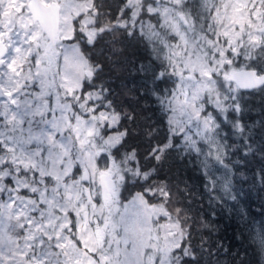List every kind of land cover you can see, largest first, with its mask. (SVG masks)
I'll list each match as a JSON object with an SVG mask.
<instances>
[{"label":"snow or ice","instance_id":"1","mask_svg":"<svg viewBox=\"0 0 264 264\" xmlns=\"http://www.w3.org/2000/svg\"><path fill=\"white\" fill-rule=\"evenodd\" d=\"M256 96L264 0H0V264H202L217 225L179 168L154 177L193 163L244 219L241 193H264ZM244 230L234 264H264V221Z\"/></svg>","mask_w":264,"mask_h":264},{"label":"trees","instance_id":"2","mask_svg":"<svg viewBox=\"0 0 264 264\" xmlns=\"http://www.w3.org/2000/svg\"><path fill=\"white\" fill-rule=\"evenodd\" d=\"M137 49L134 47L132 53L134 54ZM139 51L141 54L146 55L143 52V45L139 46ZM96 60L102 63H106L104 55L99 49L94 52H90ZM109 83H115L114 80H110ZM172 82L169 81L167 85H162V87H171ZM250 103L254 106L259 107L264 104V99L259 96L247 97ZM184 162H178L173 164L171 167H165L160 175L154 177L155 180L168 179L171 180L172 173L176 168H179L184 179L188 180L189 184L197 193V201L202 202L204 208V214L206 218L212 219L217 225L218 231L212 234V239L207 241L204 245L206 251L203 255L202 264H215L213 257L218 256L221 260V264H234V258L238 252H243L248 249L247 256L251 257L252 251L248 246L246 239V232L244 230V224L246 221H255L260 223L264 221V193H259L255 189L251 192L245 188L241 193L239 200V211L241 213H246L244 219H241L237 214V210L234 209L233 204L235 202L229 201L228 203H223L219 200H212L208 195V190L204 187L205 179L203 173L196 169L193 163H187V166H183ZM143 182L129 181L126 183L124 188L121 190L122 198H131L135 193L141 192L143 189L141 184ZM213 213L215 215H213ZM207 235V232H205ZM220 238H223V243L225 246L231 247V254H225L222 251L217 253L211 252V245L218 242ZM194 243H200L199 234L195 235Z\"/></svg>","mask_w":264,"mask_h":264},{"label":"rangeland","instance_id":"3","mask_svg":"<svg viewBox=\"0 0 264 264\" xmlns=\"http://www.w3.org/2000/svg\"><path fill=\"white\" fill-rule=\"evenodd\" d=\"M137 194H138V193H137ZM111 199H112V197H110V198H106V204H107L108 202H110ZM231 202H232V201H231ZM116 219L119 220V216H116ZM171 227H172V231H173V232H178V231H179V226H178V224H173ZM153 235H154V233H153ZM89 238H91V234H90V237H89ZM99 238H100V236L98 235V236L96 237L97 242L99 241ZM147 243H148V240H147V234L145 233V235H144V237H143V243H142V246H141V248H140V251H141V252L143 251V245H144V244H147ZM160 247H161V249H162L163 251H166V248H167V242H166V241H161Z\"/></svg>","mask_w":264,"mask_h":264},{"label":"water","instance_id":"4","mask_svg":"<svg viewBox=\"0 0 264 264\" xmlns=\"http://www.w3.org/2000/svg\"><path fill=\"white\" fill-rule=\"evenodd\" d=\"M105 197L106 198L112 197L110 184H108L107 182H106V187H105Z\"/></svg>","mask_w":264,"mask_h":264}]
</instances>
